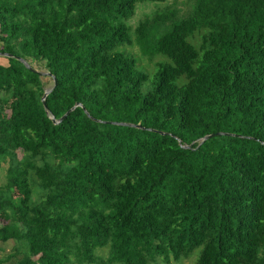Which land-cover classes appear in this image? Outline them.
<instances>
[{"label": "trees", "instance_id": "16d2710c", "mask_svg": "<svg viewBox=\"0 0 264 264\" xmlns=\"http://www.w3.org/2000/svg\"><path fill=\"white\" fill-rule=\"evenodd\" d=\"M165 2L0 0V264H264V0Z\"/></svg>", "mask_w": 264, "mask_h": 264}, {"label": "rangeland", "instance_id": "374dc122", "mask_svg": "<svg viewBox=\"0 0 264 264\" xmlns=\"http://www.w3.org/2000/svg\"><path fill=\"white\" fill-rule=\"evenodd\" d=\"M194 0H167L165 3H147V4H142L138 6L136 15L129 21V25L133 28L137 27L139 22H141L146 15H152L155 11H162V10H167V9H172V10H177L179 12L180 17H185L187 16L190 11L192 10ZM200 39H197V43H199ZM0 49H1V44H0ZM123 51H126L127 53L133 54L140 63V66L150 74V79H153V73L155 72V69L157 67L158 62L162 61L163 59L161 57L155 58L152 61H149L147 58H144L137 45H133L132 47H124L122 48ZM0 62H4V60L0 59ZM33 66L42 73H48L45 64L43 62H38L33 64ZM43 81L45 83V88L46 90H50L53 85V79L49 76H43ZM144 91H146V88H144ZM23 153L22 151L18 152V157L22 158ZM7 168L8 165L4 164L3 168L0 171V186H3L6 181H7ZM1 224L2 221H0V227L2 226ZM14 242L10 241L5 244H1L0 246V259H5L9 255L14 253ZM200 249L196 250L191 257L188 259H183L179 262H172L171 264H197V260L199 257ZM108 254V251L106 249L100 250L98 252V255L102 256V258H106ZM159 264H165L162 259H160ZM14 260L11 261L10 263L6 264H13Z\"/></svg>", "mask_w": 264, "mask_h": 264}, {"label": "water", "instance_id": "95a60500", "mask_svg": "<svg viewBox=\"0 0 264 264\" xmlns=\"http://www.w3.org/2000/svg\"><path fill=\"white\" fill-rule=\"evenodd\" d=\"M6 57H12V56H10V55H8V54H4ZM20 61L28 68V69H30L32 72H35V73H38L40 76H49V77H51L52 79H53V81H54V86H53V88H51L50 90H48V91H46V93H45V95H44V97H43V99H42V101H43V104H44V107H45V109L47 110V107H46V98H47V96L53 91V89L56 87V85H57V83H56V79H55V77L54 76H52V74L51 73H42V72H39V71H37L36 69H34L32 66H30L26 61H24V60H22V59H20ZM78 106H80V105H78ZM75 109V108H74ZM74 109H72L71 111H69L66 115H64L60 120H56L54 117H52V120L54 121V123L55 124H59V123H61V122H63L66 118H67V116L74 110ZM115 125H118V126H129V127H136V128H140V126H133V125H130V124H115ZM213 136H215V135H210V136H207V137H205L203 140H201V143H203L204 141H206V140H208L209 138H211V137H213ZM186 149H189L190 147H185Z\"/></svg>", "mask_w": 264, "mask_h": 264}]
</instances>
